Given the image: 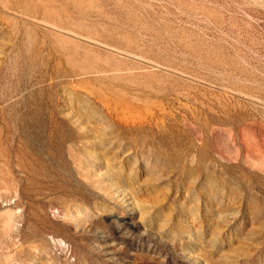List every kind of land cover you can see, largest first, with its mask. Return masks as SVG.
Wrapping results in <instances>:
<instances>
[{"label": "rangeland", "instance_id": "obj_1", "mask_svg": "<svg viewBox=\"0 0 264 264\" xmlns=\"http://www.w3.org/2000/svg\"><path fill=\"white\" fill-rule=\"evenodd\" d=\"M0 264H264V0H0Z\"/></svg>", "mask_w": 264, "mask_h": 264}]
</instances>
